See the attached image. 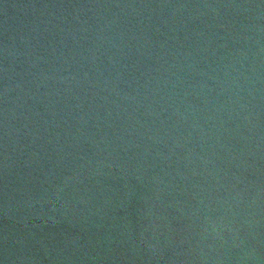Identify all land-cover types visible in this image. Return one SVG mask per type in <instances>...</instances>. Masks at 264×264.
Listing matches in <instances>:
<instances>
[{"label": "water", "instance_id": "obj_1", "mask_svg": "<svg viewBox=\"0 0 264 264\" xmlns=\"http://www.w3.org/2000/svg\"><path fill=\"white\" fill-rule=\"evenodd\" d=\"M0 264H264V0H0Z\"/></svg>", "mask_w": 264, "mask_h": 264}]
</instances>
